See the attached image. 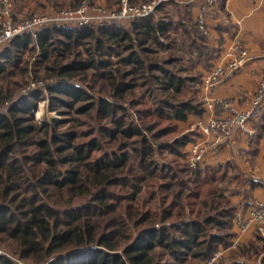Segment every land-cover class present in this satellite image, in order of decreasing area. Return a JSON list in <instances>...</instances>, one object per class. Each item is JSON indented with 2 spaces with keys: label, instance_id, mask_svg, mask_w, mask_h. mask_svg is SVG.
<instances>
[{
  "label": "trees",
  "instance_id": "trees-1",
  "mask_svg": "<svg viewBox=\"0 0 264 264\" xmlns=\"http://www.w3.org/2000/svg\"><path fill=\"white\" fill-rule=\"evenodd\" d=\"M130 25L52 26L36 38L39 61L51 62L55 55L72 58L57 67L60 80L47 85L50 94H67L50 95V110L63 107L68 110L63 115L74 110L87 114L86 119L74 118L73 126L59 129L52 123L37 124L36 105L30 101L24 107H6L13 101V95H6L0 103V246L19 259L32 264H199L231 246L238 206L219 185L226 174L213 168L192 170L181 161L187 157L186 146L198 139L195 134L168 139L179 131V122L201 114L203 105L169 95L155 108L132 107L133 117L129 107L138 103L129 106L124 96L131 88L127 76L146 69L159 71L152 79L175 94L187 80L195 85L200 72L198 79L184 78L148 63L143 54L151 46L176 48L169 62L193 66V61L211 56L206 37L197 24L190 28L180 22L176 28L163 2L154 15ZM30 43L27 34L7 42L9 47L0 51V74L6 72V62L18 65ZM116 63L130 69L106 71ZM87 70L114 78L108 97L93 99L75 86L71 73ZM253 137H264V114ZM165 152L174 159L159 161ZM155 248L162 251L152 257L149 252ZM240 249V257L247 260L256 253L255 243ZM0 264L15 263L3 255Z\"/></svg>",
  "mask_w": 264,
  "mask_h": 264
},
{
  "label": "crops",
  "instance_id": "crops-1",
  "mask_svg": "<svg viewBox=\"0 0 264 264\" xmlns=\"http://www.w3.org/2000/svg\"><path fill=\"white\" fill-rule=\"evenodd\" d=\"M92 1L103 3H112L113 1L112 5H119L118 0ZM131 1L136 4L140 1L152 0ZM22 2L27 5V10H24L26 12L31 10V5L47 7L49 4L76 3L77 0H22ZM162 2L165 4L168 16L175 22L176 28L180 22H183L186 27L196 28L202 7H207L206 23L213 37L211 39L205 38L204 45L210 50L209 55L211 56L193 61L192 64L195 69H200L201 80L197 84L199 88L198 98L204 111L201 114L192 113L186 121L180 122L184 125L188 123L191 127L190 131H195L193 134L199 138V123L215 115V111L206 107V101L227 100L241 108L244 101L255 92L259 80L264 76V57L262 56L264 0H218L217 3H213L211 0H162ZM19 10L22 15L24 12L20 8ZM130 24L129 21H125L122 27L130 28ZM180 31L178 29L177 33L180 34ZM235 41H241L249 49L252 59L239 70L225 77L211 92L206 91L203 86V78L212 68L225 63L226 53ZM225 113L217 110V114L220 116H224ZM262 114H264V110L251 119L248 123L249 130L257 128ZM253 138L247 132L234 128L228 136L221 137L216 145H212L207 150L202 165L204 169H221L226 174L219 185L227 184L222 187L226 189V194L238 206L237 213H240L244 219L249 216L250 207L254 200L264 201V137L257 141H254ZM211 140L214 141L215 139L212 137ZM237 182L240 186L235 188L234 184ZM251 182L256 185L252 186ZM232 228L235 235L231 239V246L220 248L223 249L222 258L229 254V250L249 246L256 242L253 227L242 232L238 229L234 219ZM234 245H236L235 248ZM238 262L247 264L243 260ZM225 264H233V262H226Z\"/></svg>",
  "mask_w": 264,
  "mask_h": 264
},
{
  "label": "rangeland",
  "instance_id": "rangeland-1",
  "mask_svg": "<svg viewBox=\"0 0 264 264\" xmlns=\"http://www.w3.org/2000/svg\"><path fill=\"white\" fill-rule=\"evenodd\" d=\"M16 4V12L17 16L15 19L16 24L22 23L26 21L27 19L31 17L41 16L43 14H46L53 9H74L78 7L82 1H86L88 3L94 4V5H100L106 8H109L110 10L117 9L121 6V1L119 0V5H112L114 3H107V2H94L92 0H79V2L71 3V4H49L47 7L39 6V5H31V10L24 12V10H27V5L22 2V0L18 1L14 0ZM152 1H146V2H139V3H132L130 0V5H143V4H149L152 3ZM156 1V0H155ZM18 7V9H17ZM20 9L24 13L20 12ZM33 8V10H32ZM131 23V22H130ZM52 27V26H49ZM1 23H0V30H1ZM47 28V27H45ZM44 28L39 29V32L37 33V36L40 32H42ZM31 36L32 43L29 44L27 51L21 53V60L18 63V65H14L10 62H4L6 64V72L0 74V103L4 101V98L6 95H13V101L10 103H7L6 107L9 105L16 103L20 105L21 107H24V104L27 101H30L29 103H32L36 105V108L34 110V121L37 124H44V123H52L56 125L59 129H66L70 127L72 124V120L74 118L79 119H86L88 117L87 114L85 115H79L76 114L73 110L71 114L63 115V112L68 111L66 108L58 107V110L51 111L50 110V103H49V97L50 95H67L62 94L60 92H54V94H50L48 90L49 84H56L60 79L57 77L58 70L57 67L66 64L67 62H71V57L69 59H63L60 60L56 55L53 57V60L51 62H42L39 61L40 59V48L37 46L36 38L33 34H27ZM39 37V36H38ZM55 39L62 40L60 35H55ZM93 45V44H92ZM9 47L7 43L1 44L0 51L5 52V49ZM78 51H82V48H78ZM150 53L143 54V57L147 59V62H156L165 67L166 69H169L170 71L174 72L175 74L184 77V78H193L199 76L200 69H195L193 66H190V64L182 63H170L171 57L174 55V53H178L176 48H158L156 46L149 47ZM3 52V53H4ZM85 58V55H84ZM112 60H116L115 58H112ZM47 67H52V69H48ZM126 71L127 69H130L129 66H125L123 64L116 63L115 65H111L110 68L106 69V71ZM71 75L74 77L73 83H75V86L79 89H83L85 92V95H90L93 97V99H98L101 97H108V91H111L113 88L114 78L112 76H102L98 71L95 70H87V71H75L72 72ZM152 75H161V73L157 70H148L141 71L139 73H134L131 75H128L126 81L130 83L131 88L127 90L124 94L126 97L127 104L130 106L131 102L137 101V105L130 106V112L132 113L133 117H135L134 110L133 109H145L149 106H153L154 108L162 103L163 99H166L169 95H177V99L180 101H189L192 100L194 103H201L200 99L198 98V85L199 82L195 83V85H192L191 80H187L186 85L181 90L180 93H174L173 90L166 91L163 88V85L157 81L152 79ZM43 95L38 99H32L30 98L31 95ZM171 97V96H170ZM92 100H88L85 102H80L78 105L87 104L91 102ZM132 107H135L132 109ZM1 111V110H0ZM67 113V112H66ZM21 115H26L24 113H21ZM65 121V122H61ZM68 121H71L68 123ZM163 125H168V122H164ZM179 131L171 136L170 140H173L175 138V135L181 136V135H187L195 133V131L191 132V127L188 123L185 125L182 123H178ZM82 130V128H80ZM185 150L188 152V148ZM159 161H171L174 159V156L171 154V152H165L162 155L158 156ZM183 163H186V159L181 160ZM227 184H222V186H226ZM240 186L239 182L234 184L235 188H238ZM231 232L233 231V228L231 229ZM254 235L256 237L255 243V250L252 252H256L253 255L252 260H247V258L240 257L241 249L238 247L237 249L229 250V254L220 259L218 264H225L226 262H233L234 260H243L247 262L248 264H253L256 262L257 264H263V257H264V238L261 236V234L258 231H254ZM162 250L160 248H155L151 252H149V255L154 257L158 252H161ZM0 252L8 254L10 257L12 256L14 259H19L13 253L8 252L4 246H0ZM167 258V257H165ZM169 259V258H167ZM189 260V259H188ZM187 260V262H188ZM170 264H181L180 262L168 260ZM185 262V263H187ZM25 264H32L29 261L24 260ZM203 262H200L199 264H202Z\"/></svg>",
  "mask_w": 264,
  "mask_h": 264
},
{
  "label": "built area",
  "instance_id": "built-area-1",
  "mask_svg": "<svg viewBox=\"0 0 264 264\" xmlns=\"http://www.w3.org/2000/svg\"><path fill=\"white\" fill-rule=\"evenodd\" d=\"M130 0H121V6L117 9L94 5L82 1L74 9H53L41 16L31 17L22 23L16 24L15 19L16 4L14 0H0V45L5 44L13 38L33 34L35 38L39 29L54 26L60 29H82V28H111L122 27L125 21L133 22L139 18L154 15L156 7L162 0H156L149 4L130 5ZM217 3L218 0H211ZM207 7H202V12L198 17L197 25L199 32L208 39L213 37L211 30L206 23ZM264 57V46L262 48ZM252 59L251 52L241 42L235 41L225 56V63L212 68L203 78V86L206 91L211 92L216 85L225 77L239 70ZM206 107L215 111L211 118L199 123L200 137L188 144L186 164L192 170L202 167L207 150L216 145L221 137L228 136L234 128H239L247 132L251 137L256 134V129L249 130L248 123L253 117L264 110V76L261 77L255 92L244 101L241 108L236 107L227 100H208ZM217 110L226 112L224 116L217 114ZM215 140L212 141L211 138ZM238 212V211H237ZM235 223L238 229L245 232L249 228H254L264 238V201L256 199L252 202L249 216L244 219L240 213H236ZM236 245H234V248ZM7 255L15 264H25L22 259H14L5 252H0V256ZM223 256V249L217 250L209 259L202 264H218Z\"/></svg>",
  "mask_w": 264,
  "mask_h": 264
}]
</instances>
